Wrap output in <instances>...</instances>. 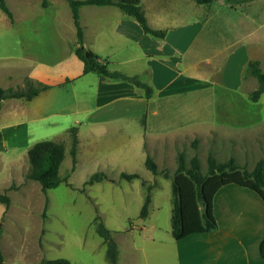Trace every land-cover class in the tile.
Masks as SVG:
<instances>
[{"label":"rangeland","instance_id":"obj_1","mask_svg":"<svg viewBox=\"0 0 264 264\" xmlns=\"http://www.w3.org/2000/svg\"><path fill=\"white\" fill-rule=\"evenodd\" d=\"M42 1L5 0L12 19L0 8V85L20 87L26 77L43 78L53 85L29 101L9 97L3 99L0 106V130L3 133L0 196L8 199L6 202L0 197L3 257L0 264H45L44 259L60 257L72 264H109L106 245L95 231L97 214L117 244L116 264H172V257L166 256L165 260L159 249L171 239V182L176 176L177 152L183 151L186 160L196 154L202 172L206 171L209 152L219 160L234 157L240 166L251 170L264 156V92L257 101L247 98L246 93L257 86L256 78L247 74L233 95L239 98L236 102L243 108L245 101L254 103L246 109L253 116L242 124H238L242 119L222 122L220 119L225 117L226 110L221 102L231 91L229 84L235 81L230 77L236 69H230L227 64L226 73L217 70L207 83L202 82L199 96L207 109L202 110L195 130L189 132L187 129L185 134L171 141L164 138L147 141L145 151L158 167L154 174L146 168L144 155L137 150L134 141L140 133L141 120L136 114L140 112L141 102L120 101L128 106L126 114L118 109L119 102L96 109L99 74H81L82 63L73 53L75 26L70 6L67 0H45V6ZM256 3L264 4V0ZM256 3L243 7L234 4L237 11L214 14L212 10L205 11L206 6L200 4L194 17L202 18L204 12H208L207 15L212 13L213 18V29L207 31L208 43L201 47L202 56H212L214 46L223 48L221 55L231 49L230 42L236 32L225 31V23L235 21L240 11L248 13L256 23H264L263 14L255 13ZM213 5L222 9L219 0ZM87 12L83 19L95 21L93 29L96 32L93 40L88 38V44L110 53V68L121 67L138 73L147 82L145 58L140 59L138 52L117 34L115 42L110 46L107 44V38L113 39V18L94 10ZM252 23L247 19L239 30L247 39H251L254 32L255 23ZM224 38L227 40L223 41ZM251 48L254 57L260 58L264 71V44ZM219 56L218 61H221ZM216 58L212 57V61ZM234 59L235 55L231 60ZM185 97L190 99L189 94ZM172 99L183 102L178 95L170 97ZM237 104L234 112L239 108ZM119 113L124 115L119 117ZM144 114L139 118L143 120ZM89 117L100 118L101 122L96 125L97 133H91L87 139L83 134L80 136L73 163L68 129L73 125L79 129ZM232 117L235 119L234 115ZM75 120L83 122L77 125ZM193 138L198 139L196 147L191 144ZM42 139L60 140L65 147L59 166L61 181L45 192L37 180L27 177V149ZM97 171H102L105 177L87 183L90 175ZM121 173H137L138 177L126 179ZM175 180L184 220L195 227L198 222L196 212L202 207L196 202L194 186L187 182L185 175ZM146 193L151 201L148 214L143 218L139 212Z\"/></svg>","mask_w":264,"mask_h":264},{"label":"crops","instance_id":"obj_2","mask_svg":"<svg viewBox=\"0 0 264 264\" xmlns=\"http://www.w3.org/2000/svg\"><path fill=\"white\" fill-rule=\"evenodd\" d=\"M215 1L217 0L204 4L205 11L212 10L213 14L215 12L231 13L237 11L234 4H238V7L249 6L258 0H234L232 2L231 0H219L224 11L214 7ZM140 4L148 24L153 28L166 30L164 37L158 38L143 32L133 17L125 14L115 5L82 4L78 8L84 46L93 50L100 60L107 63L109 69H116L128 75H138L140 78V74L127 69L110 68L111 61L108 59L110 53L101 52V48H95L88 44V38L93 40L96 36L93 29L95 21H86L83 19V14L94 10L103 15H110L113 18L111 24L113 25V39L107 38V44L110 46L111 43H114L117 34L121 40L123 39L130 47L134 48V51L138 52L140 59L145 58L148 80L146 82L140 79L151 85L153 89L151 96L146 98L143 89L133 83L109 79L99 74L96 87V109L110 107L119 102L118 109L126 114L128 106L120 101L139 100L141 102L140 112L136 114L138 120H141L139 122L140 133L134 141L137 150L141 152V155H144L145 159L148 153L145 151L148 140L164 138L171 141L179 135L185 134L187 129L189 132L195 130L196 124L200 122L202 110L207 109L206 105H202L201 96H199L202 92V82L207 83L217 70L222 69L226 73L228 64L230 69H236L234 75L230 77L235 82L229 84L231 91L224 96L223 102H221L226 114L220 121L242 119L241 122L237 121L238 124L248 121L253 115L249 114L246 109L249 104L254 103L245 101V107H241L236 102L239 98L233 95V92L240 88L243 79L248 74L246 72L248 61L258 58L254 57L253 53L255 52L251 47L264 44V23L259 21L256 23L255 19L249 18L248 13L240 11L235 21L230 20L225 23V31L236 32L234 40H230L231 49L228 51L226 48L225 51L228 52L221 55L223 48L214 46L212 56H202L201 47L208 43L207 31L213 29L212 13L207 15L208 12H204L205 16L202 18L194 17L198 14L201 6L195 0H140ZM255 10V13L259 12L264 16V4H257ZM200 19L202 20L200 21ZM247 19H250L252 24L255 23L252 27L254 32L251 34V39L243 37V33L241 35L239 31ZM98 22L103 23L102 21ZM223 35L226 37L225 34ZM99 53H103V55ZM234 55L235 59L231 60ZM217 56L222 60L218 61ZM212 57L217 58L212 61ZM228 60L231 61L230 64ZM258 60L261 62L260 58ZM81 74L87 73L81 72ZM229 75L231 76L230 73ZM38 79L34 81L48 85V88L44 90L53 86L43 78ZM185 94H189L190 99L183 98ZM246 94L248 98V93ZM174 95H178L183 99V102L175 99L170 100V97H174ZM196 98L198 101L195 100ZM235 104L239 108H236L237 111L234 112ZM143 114L145 116L142 120ZM117 115L120 117L124 114ZM140 115L141 118H139ZM233 115L235 119L232 117ZM99 119L89 117L88 122L82 121V125H80L82 123L80 120H75V123L81 126L77 129L78 140L81 139L82 134L87 139L91 133H97L96 125L101 122ZM211 215L216 226L208 231L199 227L201 225L198 226L199 228H195L183 222L182 233L178 237L171 235V239L159 249L164 259L167 260L166 256H171L172 264H264L261 249L264 240V199L257 190L231 183L220 185L211 198ZM152 239L154 240V238Z\"/></svg>","mask_w":264,"mask_h":264},{"label":"trees","instance_id":"obj_3","mask_svg":"<svg viewBox=\"0 0 264 264\" xmlns=\"http://www.w3.org/2000/svg\"><path fill=\"white\" fill-rule=\"evenodd\" d=\"M71 10L72 22L76 30V40L74 46L75 56L82 62V73L95 72L109 79L124 80L133 83L135 86L143 89L146 98H149L153 92L151 85L143 82L138 75H128L116 69H109L106 62L100 60L99 56L90 48L84 46L83 31L79 21L78 8L82 4H112L120 8L125 14L133 17L143 32L149 33L154 37L162 38L166 34L165 29H157L151 27L146 19L145 13L141 7L140 0H67ZM213 0H195L199 4H209ZM45 6V0L42 1ZM0 8L10 19L12 12L7 6L5 0H0ZM246 72L256 78L257 86L248 93V98L252 101H257L264 92V71L260 66L258 59H250L246 66ZM24 84L20 87H2L0 85V106L5 98H21L23 100H31L41 90L48 88L47 84L40 81H34L28 77L23 80ZM145 116V115H144ZM144 118V117H143ZM71 139L70 154L73 163L78 144L77 127L75 125L69 127ZM3 140V133L0 130V143ZM198 139L193 138L191 144L197 146ZM64 143L60 140L42 139L33 143L27 149V159L29 162V171L27 177L37 180L40 183L41 190L45 192L48 188L56 187L61 178L59 176V166L64 158ZM177 166L175 168L174 180L171 182V235L178 237L182 233L184 220L182 206L179 199L178 183L175 179L185 175L189 184H193L196 202L200 204L196 216H198L197 226L208 231L216 226V223L211 215V198L215 190L226 183H238L243 186L251 187L257 190L264 199V156L260 157L254 164L251 170L240 166L234 157H229L226 160H219L209 152L206 162L207 168L205 172L201 170V164L198 156L193 154L188 160L185 158L183 151H178L176 155ZM144 164L152 173L158 172L157 163L147 153L144 159ZM165 175L167 173L165 172ZM121 176L126 179L138 177L137 173H121ZM105 177L102 171L94 172L90 175L87 183H92L94 180H100ZM2 200L8 202L6 196H0ZM151 197L146 193L143 204L140 208L139 216L146 217L149 210ZM190 225V224H188ZM201 225V226H199ZM94 226L96 233L102 238L106 245V259L109 264L117 263L118 248L111 231L103 223L99 214L94 217ZM199 226V227H198ZM262 255L264 256V240L261 244ZM3 261L0 248V263ZM45 264H72L66 258H50L44 259Z\"/></svg>","mask_w":264,"mask_h":264}]
</instances>
